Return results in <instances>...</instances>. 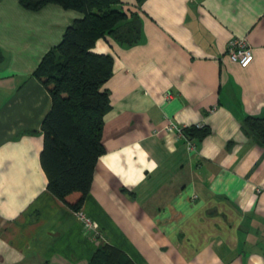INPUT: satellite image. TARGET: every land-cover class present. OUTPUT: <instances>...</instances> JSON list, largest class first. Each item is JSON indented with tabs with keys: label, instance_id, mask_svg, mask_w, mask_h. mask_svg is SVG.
Wrapping results in <instances>:
<instances>
[{
	"label": "crops",
	"instance_id": "1",
	"mask_svg": "<svg viewBox=\"0 0 264 264\" xmlns=\"http://www.w3.org/2000/svg\"><path fill=\"white\" fill-rule=\"evenodd\" d=\"M120 2L140 37L94 46L113 65L85 228L47 188L51 97L33 74L81 13L0 0V264H86L102 242L135 264H264V145L243 126L264 112V0ZM234 36L246 66L227 55ZM198 122L207 133L188 136Z\"/></svg>",
	"mask_w": 264,
	"mask_h": 264
},
{
	"label": "trees",
	"instance_id": "2",
	"mask_svg": "<svg viewBox=\"0 0 264 264\" xmlns=\"http://www.w3.org/2000/svg\"><path fill=\"white\" fill-rule=\"evenodd\" d=\"M37 9L56 2L81 13L64 29L61 40L41 58L33 74L47 88L51 106L41 130L40 160L47 188L72 210L79 211L90 190L95 164L104 151L103 120L110 106L104 86L112 74L113 57L94 50L96 41L110 35L131 43L140 37L136 12L120 0H19ZM2 57L0 51V59ZM245 131L264 145V112L243 118ZM184 132L205 135L203 125H185ZM39 264H48L47 260ZM86 264H135L120 249L98 243Z\"/></svg>",
	"mask_w": 264,
	"mask_h": 264
},
{
	"label": "built area",
	"instance_id": "3",
	"mask_svg": "<svg viewBox=\"0 0 264 264\" xmlns=\"http://www.w3.org/2000/svg\"><path fill=\"white\" fill-rule=\"evenodd\" d=\"M227 55L233 61L238 62L241 66H246L253 58V53L249 43L245 36H234L227 44ZM196 125L201 126L202 124L198 122ZM173 124H168L165 126L166 129L172 127ZM179 130L181 128L179 127ZM189 146H192V142L188 141ZM79 212V211H78ZM80 217L84 220V227L90 228L92 226L91 219L79 212Z\"/></svg>",
	"mask_w": 264,
	"mask_h": 264
}]
</instances>
